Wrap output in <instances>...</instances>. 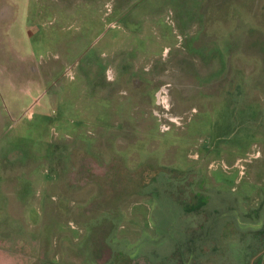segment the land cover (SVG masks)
Segmentation results:
<instances>
[{
  "label": "rangeland",
  "instance_id": "1",
  "mask_svg": "<svg viewBox=\"0 0 264 264\" xmlns=\"http://www.w3.org/2000/svg\"><path fill=\"white\" fill-rule=\"evenodd\" d=\"M262 226L264 0H0V264H264Z\"/></svg>",
  "mask_w": 264,
  "mask_h": 264
},
{
  "label": "trees",
  "instance_id": "2",
  "mask_svg": "<svg viewBox=\"0 0 264 264\" xmlns=\"http://www.w3.org/2000/svg\"><path fill=\"white\" fill-rule=\"evenodd\" d=\"M252 237L254 238L252 247L248 246V249L245 251V257H249L247 262L252 260V257L261 249L264 248V226H262L259 230H255L252 233ZM241 264H245L242 262Z\"/></svg>",
  "mask_w": 264,
  "mask_h": 264
},
{
  "label": "crops",
  "instance_id": "3",
  "mask_svg": "<svg viewBox=\"0 0 264 264\" xmlns=\"http://www.w3.org/2000/svg\"><path fill=\"white\" fill-rule=\"evenodd\" d=\"M126 56H125V58L127 59V63L129 64V59H130V57H131V55H129V54H125ZM144 58H142L141 59V61L140 62H142V60H143ZM110 67H111V69L114 71V73L116 74V75H118L117 74V70H116V67L114 66V63H115V61H114V57H113V54L111 55V57H110ZM138 61L139 60H136V64H138ZM135 63L134 64H132V68L133 67H136V68H133V69H131L130 70V72H132L131 73V75L129 76V78L126 80L127 82H129L130 80H132L133 82H136V80L137 79H140V77H142V78H146V77H148L149 75H150V69H145L144 68V65H143V69H142V71L140 72L141 74L142 73H145L144 75H141V74H139L138 73V69H137V66H135ZM142 63H144V60H143V62ZM131 77V78H130ZM141 80V79H140ZM140 80H138V81H140ZM128 84H130V83H128Z\"/></svg>",
  "mask_w": 264,
  "mask_h": 264
}]
</instances>
